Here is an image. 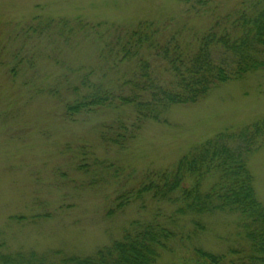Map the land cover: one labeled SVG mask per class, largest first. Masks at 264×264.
Instances as JSON below:
<instances>
[{
    "label": "rangeland",
    "instance_id": "obj_1",
    "mask_svg": "<svg viewBox=\"0 0 264 264\" xmlns=\"http://www.w3.org/2000/svg\"><path fill=\"white\" fill-rule=\"evenodd\" d=\"M242 1L0 0V253H34L37 261L59 264L64 256L110 245L137 219L173 230L155 264H194L195 247L227 256L247 249L235 213L171 222L174 206L167 202L145 197L115 206L193 145L261 119L264 69L220 84L195 103L170 107L122 144L111 134L120 122L132 130L130 108L66 110L85 92L84 77L93 81L113 66L119 55L110 47L138 22L189 39ZM247 166L264 205V146L249 154Z\"/></svg>",
    "mask_w": 264,
    "mask_h": 264
},
{
    "label": "trees",
    "instance_id": "obj_2",
    "mask_svg": "<svg viewBox=\"0 0 264 264\" xmlns=\"http://www.w3.org/2000/svg\"><path fill=\"white\" fill-rule=\"evenodd\" d=\"M122 34L110 47L119 55L113 66L93 81L84 77L85 92L66 104L71 114L103 107L130 108L132 130L127 132L126 124L120 122L111 134L119 144L133 137L145 121L162 120L170 107L195 103L220 84L264 69V0L242 1L234 13L218 18L189 39L164 36L151 21H140ZM261 146L264 116L193 145L174 165L152 171L135 190L120 195L115 209L149 197L174 206L171 222L217 211L235 213L247 249H232L228 257L195 247L194 264H264V205L247 166L249 154ZM191 219L195 227H203ZM172 237L173 230L164 223L137 219L110 245L92 255L64 256L59 264H155ZM26 259L28 264H45L34 253H0V264H24Z\"/></svg>",
    "mask_w": 264,
    "mask_h": 264
}]
</instances>
